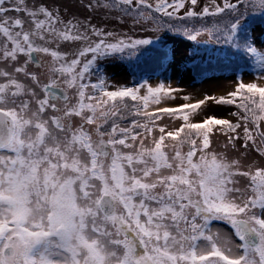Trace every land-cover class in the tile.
<instances>
[{
    "label": "snow or ice",
    "instance_id": "1",
    "mask_svg": "<svg viewBox=\"0 0 264 264\" xmlns=\"http://www.w3.org/2000/svg\"><path fill=\"white\" fill-rule=\"evenodd\" d=\"M253 19L264 0H0V264H264ZM167 32L239 56L234 90L112 81ZM209 102L235 119L193 122Z\"/></svg>",
    "mask_w": 264,
    "mask_h": 264
},
{
    "label": "rangeland",
    "instance_id": "2",
    "mask_svg": "<svg viewBox=\"0 0 264 264\" xmlns=\"http://www.w3.org/2000/svg\"><path fill=\"white\" fill-rule=\"evenodd\" d=\"M63 2H67V0H63ZM208 0H199V4L202 7L204 3H207ZM217 2H220V0H217ZM29 3H31V0H29ZM74 11H79L83 14V9H73ZM197 11L200 10V7H197ZM183 11V10H182ZM211 19V18H210ZM257 26L258 31L263 33L264 27L261 23L255 24ZM153 36V39L155 40L157 36L160 37L159 43H154L152 46H146L149 49V54L144 55L137 60L136 58H133L132 61H128V64H126L127 61L119 62L117 65H114L112 68H109V73L112 74V81L113 82H119V83H134L135 78L138 77V75L147 74L151 68L148 67H141L139 66V63L142 62L145 58H150L151 54L154 53L159 46H163L167 42H171L172 49H173V61L175 65L177 64V75L173 79H171V76L169 77L168 72H163L159 75H152L147 76L145 79H150V82L156 83L160 80L171 83L173 86L180 87L184 89L183 92L177 93L176 98L174 100H169L166 102L165 106L174 107L180 104L184 103H194V100L190 101H184L181 99L183 95H187L189 93H195L196 90L204 89L209 86V82H211L214 87L212 89V92L210 94H216V95H223L228 91L234 90V82L236 80V75L233 74H217L212 75L202 81H198L196 77H193L190 73V69L188 68L186 62L190 59L189 55V48L190 46H194L193 41L187 40L183 36L175 35L171 32L167 33H150ZM202 44L199 46L201 47ZM165 66L168 67V64L165 63ZM254 76L249 74L248 72H245L243 75V80L245 83L251 82L254 80ZM208 80V81H207ZM197 99H202L203 96L196 97ZM236 109L234 107H226V106H215L211 102L207 104V106H202V108L198 111V114L191 115L190 119L193 122H199L202 119H204L208 115H215L218 118H229V119H235L234 117H231L228 115L230 111H235ZM165 123L169 124L171 127H176L179 125V120H171V119H165ZM262 127H264V124H262ZM224 140V137L217 132L214 137V146H216L218 143H222ZM258 155V154H257ZM216 226L223 227V225L217 224Z\"/></svg>",
    "mask_w": 264,
    "mask_h": 264
},
{
    "label": "trees",
    "instance_id": "3",
    "mask_svg": "<svg viewBox=\"0 0 264 264\" xmlns=\"http://www.w3.org/2000/svg\"><path fill=\"white\" fill-rule=\"evenodd\" d=\"M253 25L261 23L259 19L250 20ZM264 27V24H262ZM264 33V31H263ZM172 43L167 42L163 46H159L158 49L151 54L150 58H145L139 63L141 67H148L151 70L147 74L138 75L134 81L139 80L141 77L158 75L165 68L166 59H164V52L168 53L167 59L173 56ZM200 44L194 43V46H190L189 55L190 59L186 64L190 69V73L193 77H196L199 81L204 78L217 74H234V66L236 63L243 64V60L237 55H233L231 51L227 50V46L218 44ZM227 53V55H226ZM130 62V61H129ZM128 64V61L126 62ZM203 73H207L204 75Z\"/></svg>",
    "mask_w": 264,
    "mask_h": 264
},
{
    "label": "bare ground",
    "instance_id": "4",
    "mask_svg": "<svg viewBox=\"0 0 264 264\" xmlns=\"http://www.w3.org/2000/svg\"><path fill=\"white\" fill-rule=\"evenodd\" d=\"M166 64H168V68H169L168 75L169 77L171 76V79L174 80V78L177 75V69H178L177 64L175 65L174 61L170 59H166Z\"/></svg>",
    "mask_w": 264,
    "mask_h": 264
}]
</instances>
